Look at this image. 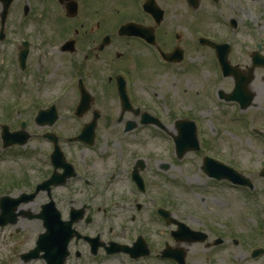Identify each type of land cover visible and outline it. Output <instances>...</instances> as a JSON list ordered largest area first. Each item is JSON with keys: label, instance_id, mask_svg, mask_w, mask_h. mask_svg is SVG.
Segmentation results:
<instances>
[{"label": "flooded vegetation", "instance_id": "af4514ba", "mask_svg": "<svg viewBox=\"0 0 264 264\" xmlns=\"http://www.w3.org/2000/svg\"><path fill=\"white\" fill-rule=\"evenodd\" d=\"M182 1L185 9L179 13V5H176L170 14L168 8L159 3L164 9L161 23L154 21L150 15H141V1L128 5L127 0H121L118 11L125 13L127 21L154 27L156 51L160 49L171 54L170 59L176 51L172 61L164 63L167 65L164 68L170 69L176 79L179 73H183L181 80L184 84L197 66L192 63L194 57L204 58L209 52L219 75L221 69L213 43L227 44L229 49H224L223 53L226 51L224 55L238 70V76H226L233 84H230L229 90H223V96L239 85L246 86L247 94L252 93L253 99L243 109L240 102L231 105L220 98L221 108L226 116L233 117L235 111L241 112L244 121L237 123L256 144L255 148L264 154V0H241L240 3L236 0ZM112 3L115 0H0V264H178L177 260L181 264H190L192 256L203 257L206 253L218 260L221 250L225 249L227 241L220 239L211 243L207 233L201 229L189 225L191 229L179 230V225L172 223V219L177 217L174 206H169L168 200L164 205L171 214L166 218L159 214L160 206L155 209L163 229V242L157 250L148 237L156 232L154 228L157 226H146L141 220V211L147 205L141 196L146 199V194L141 192V184L134 177L137 170L141 174V165L137 166L141 156L135 158L129 150H124V155H117V159L124 160L121 166L125 165L124 178L115 173L108 176V173L104 175L101 172L103 168H109L107 162L110 156L98 150L100 127L102 124L110 126L115 120L112 118L115 114H109L105 109L107 102L112 103L110 96L116 99L114 91L119 98L118 86L113 84L114 73H111L114 46L124 47L127 43L136 48L133 52L125 50L117 53L119 60L130 53L132 56H128L127 62L136 57L138 49L144 50L141 39L134 36L119 37L115 41L113 13L110 11L114 6ZM133 9H136L135 14H131ZM211 19L220 24L219 30L211 31ZM181 27L187 30V36L180 32ZM51 29L59 31L58 37L55 34L51 38ZM222 31L226 32L220 35ZM66 33L69 35L64 39ZM62 40L57 52L63 62L61 64L55 59L51 67L55 65L54 73L66 65L71 68V72L64 76V79L68 78L66 84L72 85L76 95L75 112L68 114L74 120L68 128L72 133L69 136H77L95 119L97 138L94 150L65 139L64 131L57 127L62 119V100L65 98H40L41 92L48 86L43 84L45 78L41 75L48 64V52L43 49L50 44L49 41L55 42L57 47ZM11 46L14 49L8 53ZM234 50L240 52L239 61L232 60ZM22 51L27 53L24 64L20 59ZM98 67L109 72V84H96L101 92L99 105L96 92L89 90L86 84L95 78L93 69ZM83 84L92 96L87 109L81 112ZM6 89L9 90L5 93ZM109 90L113 93H108ZM129 94L132 95L130 91ZM27 97L28 101L23 103ZM34 110H37L36 113ZM69 110L71 112V108ZM135 110L117 113L116 120L123 125L125 133L132 130L141 133V112ZM249 126L253 129L251 134ZM233 133L241 137V133ZM51 136L58 142L70 166L66 167L64 162H58L57 166L54 164L55 144ZM204 146L209 147L207 144ZM87 149L94 153L96 163L92 167L95 171L80 162L79 153H84L82 157L86 160ZM205 150V155L225 161L246 174L260 173V169L242 166L235 159L221 153L211 155V150ZM131 157L135 158L132 165L129 164ZM117 171H121L120 168ZM115 178L125 180L128 190L121 188ZM207 179L239 196V190L219 184L214 178ZM251 184L254 185L252 190L257 191L256 184ZM257 196L255 194L252 199ZM153 201L149 199L148 202ZM215 203L220 207L225 205L224 200ZM117 212L130 215L129 220L121 217L120 221L124 219L126 222L115 221L113 216L118 218ZM101 214L103 219L99 217ZM67 231L72 235L65 249ZM198 237L204 240H194ZM233 241V246L242 244L241 241ZM146 245L150 249L149 255ZM255 248H261L260 253L255 255ZM165 253L168 255L164 256ZM237 253L228 257H236ZM241 255L236 257L237 264L247 261L263 263L264 241L256 242Z\"/></svg>", "mask_w": 264, "mask_h": 264}, {"label": "rangeland", "instance_id": "374dc122", "mask_svg": "<svg viewBox=\"0 0 264 264\" xmlns=\"http://www.w3.org/2000/svg\"><path fill=\"white\" fill-rule=\"evenodd\" d=\"M133 1L134 0H127L126 3L129 5ZM158 1L163 7L168 8L169 14L171 13V9H174L176 5H179V13L185 9L182 0ZM236 1L238 3L242 2L241 0ZM120 4L121 0H115V3H112L114 6L110 11L113 13L111 15L113 23L115 18H117L115 20L116 23L125 15L124 12H121V14L117 16V12L121 7ZM203 7H205L204 4ZM135 13L136 9H133L131 14ZM210 29L211 31L220 29V24L216 23V19L210 20ZM180 32L185 36L188 34L187 30L182 27ZM225 32L226 31H222L220 35H223ZM55 34L56 37H58L59 31L56 30L53 32L51 29V38H54ZM71 34H73V32ZM68 35L69 33H66L64 39L67 38ZM227 36L222 37L227 38ZM63 40L57 47L55 46V42L49 41L50 44L46 45L43 49L45 52H48L46 57L48 59V64L45 67L46 70L41 72V75L45 78L43 84H48L46 90L41 92L42 94L40 95V98L43 100H48L52 97L57 98L60 96L61 90L69 85L66 84L68 78L64 79V76L71 72V68L66 65L62 70L60 68L57 73H54L55 65L51 67L55 59L61 62V64L63 62L60 54L57 52ZM116 44H118V42ZM233 45L235 49L238 48L236 42H234ZM13 49L14 47L11 46L8 53ZM135 49L127 43H125L124 47L115 46L113 58L114 65L111 72L112 74H116L120 69H126L130 72V84H132L131 92L136 98L133 102L135 106H137V102L140 101L143 109H147L158 116L169 130L172 131L175 129L176 119L181 116L179 115L180 113L190 114V118L199 124L204 143L206 141L207 146H209L204 147L205 149L211 150V154L221 153L220 155L222 156L235 159V161L242 166L255 167V170L261 168L264 154H262L260 149L255 148L256 144L251 140L250 136L242 130V125L237 123L231 115L226 116L224 110L221 108L218 91L220 89L229 90L230 84L233 83L232 80L228 78L226 80H224V78H217L218 76L212 64L213 56L210 52L204 58L197 59L194 57L192 63L197 64V67L194 69L198 70L194 71L193 69L194 73L190 72L187 77V84H184L181 80L182 76L180 73L179 78L177 77L178 79H176L170 69L163 68L161 72V67L156 66L157 61L155 55L148 50L138 49L136 57L129 62H127L126 59L128 56H132L130 53H126L120 60L117 58L118 52L125 50L133 52ZM239 53L240 52L237 50H234L232 60L239 61ZM137 57H139V60L141 59V64L136 59ZM93 70L95 78L89 81V83L86 82V84L89 90L96 92L99 105V95H101V92L96 84H109L107 81L109 72L99 67ZM25 77L26 76H24L23 79H25ZM8 90L9 89H6L5 93ZM108 93L112 94L113 91L109 90ZM114 94L116 99L110 96L112 103L110 101L107 102L105 111H109V114L114 113L115 115L112 116V118L115 120L110 126L101 125L99 140L97 142L98 150L105 151L107 155L110 156V160L107 162L109 168H103L101 172L104 175L108 173V176L115 173L117 176H120L119 178H124L126 176V172L124 171L125 165L121 167L124 160L117 159V155H124V150H129L135 158H139V156H141V158H146L147 167L144 176L149 194L156 199V203L154 204L151 202L149 204V202L141 196V199L145 200L147 203L145 210L143 212L141 211V220L146 226H157L154 228L156 232L153 233L151 238L148 235L149 239H152V244L157 250L161 248L163 242L161 233L163 229L160 227L161 223L155 216L154 211L159 205L157 204L158 202H167L168 200L170 201L169 206H174L175 216L188 225L206 232L210 239L209 242H215L219 236H224L225 238L223 239L227 241V244L224 245L225 249L221 250L218 256V260L217 257H213L211 254L208 255L206 253L203 257L192 256L189 261L190 264H237L238 259L236 257H242V251H248L256 242L262 243L264 241V176L258 173H253V175L247 174L252 178L258 188L257 203L255 199H248L240 194V192L238 196L236 193L229 190H223L221 187L216 186L214 181H209L202 171L203 155L201 153H190L187 157L183 158L182 161L177 160L175 163L169 152V148L171 147V143L168 141L169 136H161L157 130L158 128L154 126H141L140 134H137L134 130L125 133L123 125L118 124L116 120L117 113H120L121 109L118 95L115 91ZM28 98L29 97H27L23 103H26ZM12 99H14V97H12ZM75 99L76 95L74 90H72L67 95L66 99L64 101L62 100L64 110L62 119L57 127L64 131V137L72 135L68 128L73 124L74 120H71L72 117L70 118L68 114L72 113L69 112V108L74 107ZM231 110L234 111V109ZM36 111L37 110H34L35 113ZM226 129L227 131L225 132ZM233 132L241 133V137H236ZM92 152L93 151L87 149L86 160L82 157L84 153H79L80 162L83 163L86 168L95 171L92 166L96 163V160ZM148 156L149 159H147ZM135 158L133 159L131 157L129 160L130 165L133 164ZM238 158H240V160ZM164 165L171 166L168 169H163L162 167ZM118 168H120L121 171H117ZM252 172L253 171H248V173ZM119 178H115V181L117 180L116 182L121 184V188H126L128 190L129 185L127 182ZM114 191L115 190H113V192ZM218 200H224L225 205L220 207L215 203ZM242 212L246 213L241 215ZM251 214L253 217L251 216V220L249 221L247 220V216ZM118 216V218L113 216V219L119 222H126L124 219L120 221L122 219L121 217L127 220L130 218V215L125 216L122 213H118ZM99 217L102 218L103 214ZM223 223H225V226H223ZM232 223L233 226L231 225ZM235 229L239 230L246 240L249 238V242L247 243ZM235 238L240 239L242 244L233 246V240ZM233 247H236V249H233ZM236 251H238L235 255L236 257H228L229 254H235ZM243 261H245V259H243ZM243 263L264 264V262L261 263L260 261H253L251 263L247 261Z\"/></svg>", "mask_w": 264, "mask_h": 264}, {"label": "water", "instance_id": "95a60500", "mask_svg": "<svg viewBox=\"0 0 264 264\" xmlns=\"http://www.w3.org/2000/svg\"><path fill=\"white\" fill-rule=\"evenodd\" d=\"M146 7H147L148 10L152 11L155 16H157V13L159 12L158 11L159 7H158V5H157L155 0H149L147 2V4H146ZM128 27H129V25L124 26L121 29L120 33H125L127 31ZM122 84H125V83H122ZM121 96H122L124 102L126 104H129L124 85L121 87ZM228 99H231V97H228ZM89 100H90L89 97H87L86 100H85V103H88ZM81 109L83 111L85 110V108H81ZM153 121H156V118H154L153 116H149L147 114L144 115L143 122L148 123V122H153ZM92 126H94V125L93 124L92 125H88L87 128H85V130L82 132V134L79 137L81 139H87V140H90V142H93L92 141V139H93V131H92L93 128H92ZM189 126L192 128L191 131L189 130V128H190ZM179 127H181V128L185 127L186 128L185 133H182V134L180 133V135L178 136L177 139L179 141L182 140V143L184 144L185 143V138L189 137L188 135H192L195 144L197 143V140H196V129H195V125L193 123H190V125H189L188 122H180L179 123ZM189 138H191V137H189ZM184 152L185 151H183V153ZM55 154H56L57 158H60L59 161L63 160V155L58 149L56 150ZM54 158H55V155H54ZM206 166H207V163H206ZM206 166H205V170H207L209 172V175H215L217 177H221L219 174L226 170L225 166H221V165H217V164H215L213 166H207V167ZM235 180L238 181V182L244 183L243 180H240V179H235Z\"/></svg>", "mask_w": 264, "mask_h": 264}]
</instances>
